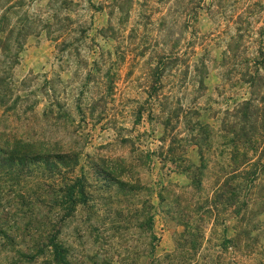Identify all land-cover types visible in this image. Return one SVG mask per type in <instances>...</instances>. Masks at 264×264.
Here are the masks:
<instances>
[{"label":"rangeland","instance_id":"rangeland-1","mask_svg":"<svg viewBox=\"0 0 264 264\" xmlns=\"http://www.w3.org/2000/svg\"><path fill=\"white\" fill-rule=\"evenodd\" d=\"M187 1L0 0V140L64 155L0 147V264H264V138L230 140L258 106Z\"/></svg>","mask_w":264,"mask_h":264},{"label":"trees","instance_id":"trees-1","mask_svg":"<svg viewBox=\"0 0 264 264\" xmlns=\"http://www.w3.org/2000/svg\"><path fill=\"white\" fill-rule=\"evenodd\" d=\"M188 1L190 4H186V11L188 15L187 21L193 23L196 19L197 9L202 8L204 5V8H206V11L216 25L215 36H218L219 39H223L219 63H224L227 59H229L230 63L228 68H242L241 70H237V72H240L241 74V77L239 76L238 79H240L242 83L246 84L249 96L247 98H243L241 102L248 104L253 102L258 106L254 113L252 110L246 111L243 114L242 120L244 122L237 126H231L233 127L231 128L233 137H231L230 140L235 142L236 140L243 139L244 141H247L248 145L254 143V138H260L262 142V138H264V0ZM9 7H11V5ZM36 21L37 20L34 19L31 21L32 26ZM28 27L22 31V23L18 25L17 29L18 32L22 34V37L30 31ZM22 39L18 38L12 41L11 51L9 50V42L4 39H0V51L3 54V61L6 63V68L9 69L11 65L17 63V55L22 45ZM193 68L199 76L195 80L197 82V86L200 87L203 81V73L206 72L204 59L201 57L197 59V62L193 64ZM230 71L231 70H229V72ZM9 74L3 73L0 77V84H2L0 89V102L4 107H6L7 97L9 96L11 89V78L9 77ZM13 103L14 102H12V104ZM255 114L256 117H254ZM252 116L253 122L246 123L248 118ZM251 135H253V139ZM35 143L37 142H33V140L23 141L21 138L15 139L14 137H12L10 142L8 138L2 137L0 140V147L15 149L13 152H17V149L21 146L26 147L25 149L19 151V156L16 157L18 161L25 155H28L27 158L29 159H41L45 160L44 162L47 161L46 159L48 157H54L53 160L49 161L50 163H53V161L60 162L64 156L59 151L45 153L33 150L30 155L27 154L26 149ZM198 150L200 160L202 161L203 154L199 144ZM195 167L197 168L198 166ZM54 203L56 204V202ZM55 238L56 235H54L52 239L48 240V252H56L61 248L59 242ZM35 251H38V253L42 252L39 249ZM35 251L32 252L31 255H35Z\"/></svg>","mask_w":264,"mask_h":264}]
</instances>
